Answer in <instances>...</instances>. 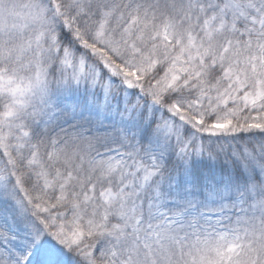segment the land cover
<instances>
[{"label":"snow or ice","instance_id":"6c2138e0","mask_svg":"<svg viewBox=\"0 0 264 264\" xmlns=\"http://www.w3.org/2000/svg\"><path fill=\"white\" fill-rule=\"evenodd\" d=\"M0 264H264V0H0Z\"/></svg>","mask_w":264,"mask_h":264}]
</instances>
